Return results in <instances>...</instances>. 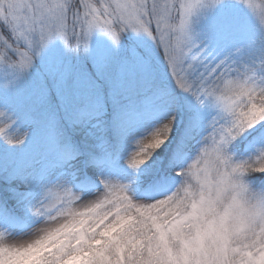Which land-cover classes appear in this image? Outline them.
<instances>
[{
    "label": "snow or ice",
    "instance_id": "6c2138e0",
    "mask_svg": "<svg viewBox=\"0 0 264 264\" xmlns=\"http://www.w3.org/2000/svg\"><path fill=\"white\" fill-rule=\"evenodd\" d=\"M262 22L264 0H0L17 80L57 39L144 38L57 69L93 147L3 176L0 264H264ZM16 123L0 143L23 148Z\"/></svg>",
    "mask_w": 264,
    "mask_h": 264
},
{
    "label": "rangeland",
    "instance_id": "374dc122",
    "mask_svg": "<svg viewBox=\"0 0 264 264\" xmlns=\"http://www.w3.org/2000/svg\"><path fill=\"white\" fill-rule=\"evenodd\" d=\"M139 39L144 38L137 37L135 34L126 35L118 49L106 34L97 32L93 35L90 48L87 52L83 49L79 52L70 51L63 41L57 39L50 43L37 58L34 67L27 74L28 79L22 80L19 83L20 85H13L14 87H11L7 91H0V111H5L9 115H12L17 121L16 127L21 132L28 134V140L23 148H13L0 143V183L3 185V188L7 186L3 176L6 175L8 170L15 169L16 171H22L29 165L37 162V143L41 137V127L37 124L31 126L30 116L32 114L38 118V122L41 123L40 125L47 127L51 124V116H56L57 121L54 120L55 126L59 124V121H63L67 124L70 132L80 140L83 149L87 153L92 150L93 145L87 137V129L80 127L78 123L70 126L65 119V109L57 98L55 87L59 75L57 69L66 66L74 68L86 66L91 69L97 54L123 51L124 48L132 45ZM71 43L74 44V41H71ZM44 84H50L55 95L54 99L51 100L53 103L49 111H43L42 107H39V102H36L33 98L32 89L41 88ZM19 111L23 113L22 116L18 114ZM73 120L78 121L79 118L73 116ZM74 163L76 166H80L83 164V158Z\"/></svg>",
    "mask_w": 264,
    "mask_h": 264
},
{
    "label": "trees",
    "instance_id": "16d2710c",
    "mask_svg": "<svg viewBox=\"0 0 264 264\" xmlns=\"http://www.w3.org/2000/svg\"><path fill=\"white\" fill-rule=\"evenodd\" d=\"M27 74L28 73H26L23 77L17 80L9 73V70H0V91H7L11 87H14L13 85L16 84L20 85L19 83L22 82V80L28 79ZM32 91L34 95V100L36 102H39V107L41 106L43 111L51 110L53 103L51 100L54 99L55 95L50 84H44L41 88L32 89ZM18 114L21 116L23 115V113L20 111L18 112ZM51 117V124L47 127L44 125H40L41 123L38 122V118L34 114L30 116L31 126H35L37 124L41 127V137L37 143L38 151L36 153V156L38 157L36 160L44 166L51 167L60 163L62 159L68 154L75 153L77 148L83 151L85 153V157H87L89 153H87V151L83 149L80 140L73 133L70 132L67 124L63 121H59V124L55 126L54 120L57 121L56 116L52 115ZM75 117H78L80 119L78 114L75 115ZM60 127H62L61 130ZM4 189L5 188H3V185L0 183V192L4 191Z\"/></svg>",
    "mask_w": 264,
    "mask_h": 264
},
{
    "label": "clouds",
    "instance_id": "9594fccd",
    "mask_svg": "<svg viewBox=\"0 0 264 264\" xmlns=\"http://www.w3.org/2000/svg\"><path fill=\"white\" fill-rule=\"evenodd\" d=\"M262 26H264V22H262ZM17 241H10L9 243H16Z\"/></svg>",
    "mask_w": 264,
    "mask_h": 264
}]
</instances>
